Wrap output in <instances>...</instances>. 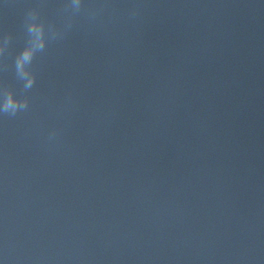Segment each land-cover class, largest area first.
<instances>
[{
	"label": "water",
	"instance_id": "obj_1",
	"mask_svg": "<svg viewBox=\"0 0 264 264\" xmlns=\"http://www.w3.org/2000/svg\"><path fill=\"white\" fill-rule=\"evenodd\" d=\"M0 264H264V0H0Z\"/></svg>",
	"mask_w": 264,
	"mask_h": 264
},
{
	"label": "clouds",
	"instance_id": "obj_2",
	"mask_svg": "<svg viewBox=\"0 0 264 264\" xmlns=\"http://www.w3.org/2000/svg\"><path fill=\"white\" fill-rule=\"evenodd\" d=\"M33 20H34V19H31V18L29 19L30 22L33 21ZM32 30L34 31V29H32ZM23 103H24V102H21V103L15 105V106L11 105V108H9V105H10V104H6V105L3 106V109H4V110H8V111H15L16 107H17V106H23Z\"/></svg>",
	"mask_w": 264,
	"mask_h": 264
}]
</instances>
